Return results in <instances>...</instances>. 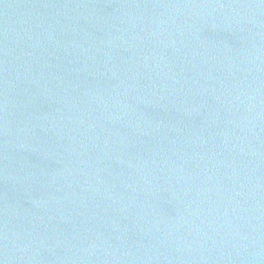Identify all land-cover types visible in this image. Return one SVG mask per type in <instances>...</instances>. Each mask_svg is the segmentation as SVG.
<instances>
[{"label": "water", "instance_id": "water-1", "mask_svg": "<svg viewBox=\"0 0 264 264\" xmlns=\"http://www.w3.org/2000/svg\"><path fill=\"white\" fill-rule=\"evenodd\" d=\"M0 264H264V0H0Z\"/></svg>", "mask_w": 264, "mask_h": 264}]
</instances>
